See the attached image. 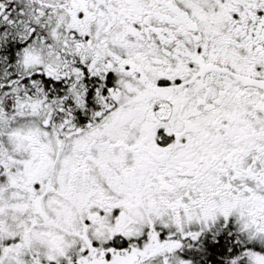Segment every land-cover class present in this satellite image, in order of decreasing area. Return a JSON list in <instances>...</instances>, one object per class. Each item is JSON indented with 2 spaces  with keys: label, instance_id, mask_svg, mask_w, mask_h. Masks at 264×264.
<instances>
[{
  "label": "snow or ice",
  "instance_id": "1",
  "mask_svg": "<svg viewBox=\"0 0 264 264\" xmlns=\"http://www.w3.org/2000/svg\"><path fill=\"white\" fill-rule=\"evenodd\" d=\"M0 264H264V0H0Z\"/></svg>",
  "mask_w": 264,
  "mask_h": 264
}]
</instances>
